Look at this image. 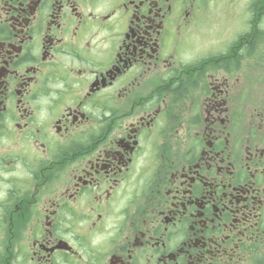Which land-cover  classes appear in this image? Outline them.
I'll return each mask as SVG.
<instances>
[{
	"label": "flooded vegetation",
	"instance_id": "af4514ba",
	"mask_svg": "<svg viewBox=\"0 0 264 264\" xmlns=\"http://www.w3.org/2000/svg\"><path fill=\"white\" fill-rule=\"evenodd\" d=\"M263 4L0 0V264H264Z\"/></svg>",
	"mask_w": 264,
	"mask_h": 264
},
{
	"label": "rangeland",
	"instance_id": "374dc122",
	"mask_svg": "<svg viewBox=\"0 0 264 264\" xmlns=\"http://www.w3.org/2000/svg\"><path fill=\"white\" fill-rule=\"evenodd\" d=\"M250 0H247L249 3ZM264 29V25H263ZM256 54L253 55L251 59V64H247V74L246 80L248 82V109L251 108L250 104L262 105L264 106V37L263 42ZM245 79V78H244ZM250 112L256 113L254 110Z\"/></svg>",
	"mask_w": 264,
	"mask_h": 264
},
{
	"label": "trees",
	"instance_id": "16d2710c",
	"mask_svg": "<svg viewBox=\"0 0 264 264\" xmlns=\"http://www.w3.org/2000/svg\"><path fill=\"white\" fill-rule=\"evenodd\" d=\"M263 2H264V0H263ZM260 10L262 11L263 22H264V4H263V6L261 7ZM258 34H259V30L253 31L252 33H249L248 36H246V39H247V41L249 43V45L247 46L248 49H251L252 48V43L255 40V38L258 36Z\"/></svg>",
	"mask_w": 264,
	"mask_h": 264
}]
</instances>
